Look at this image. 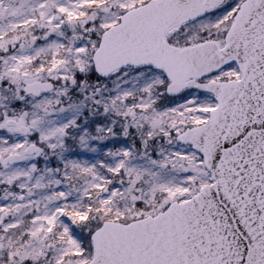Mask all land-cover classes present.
<instances>
[{"label": "snow or ice", "instance_id": "obj_1", "mask_svg": "<svg viewBox=\"0 0 264 264\" xmlns=\"http://www.w3.org/2000/svg\"><path fill=\"white\" fill-rule=\"evenodd\" d=\"M0 264H264V0H0Z\"/></svg>", "mask_w": 264, "mask_h": 264}]
</instances>
